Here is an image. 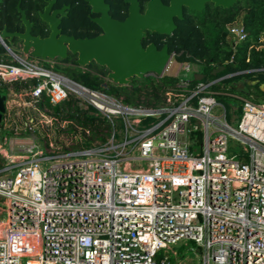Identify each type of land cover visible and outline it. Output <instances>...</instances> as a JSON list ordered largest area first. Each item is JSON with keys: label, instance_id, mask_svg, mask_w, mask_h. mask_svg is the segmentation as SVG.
Segmentation results:
<instances>
[{"label": "built area", "instance_id": "1", "mask_svg": "<svg viewBox=\"0 0 264 264\" xmlns=\"http://www.w3.org/2000/svg\"><path fill=\"white\" fill-rule=\"evenodd\" d=\"M228 27L234 44L247 35L239 18ZM8 51L1 78L36 77L30 97L52 104L75 93L111 130L68 151L31 140L19 161L4 160L0 264H264V102L235 94L242 112L232 104L228 117L211 88L222 77L204 80L198 61L176 60L175 100L129 105L46 64L54 59ZM188 240L198 261L174 247Z\"/></svg>", "mask_w": 264, "mask_h": 264}, {"label": "trees", "instance_id": "2", "mask_svg": "<svg viewBox=\"0 0 264 264\" xmlns=\"http://www.w3.org/2000/svg\"><path fill=\"white\" fill-rule=\"evenodd\" d=\"M19 0H0V29L7 26L9 30L23 31L25 25L21 13L17 8ZM48 0H21V6L26 9L27 16L33 24V33L45 36L49 33V24L44 21L40 11L45 8ZM72 2L73 8L68 16L63 17L61 27L69 34L83 35L79 31L82 24V14L79 9L82 0H60ZM236 18H241L247 35L236 44L233 43L229 23ZM21 40L15 36L13 47ZM171 52H175L178 61L199 62L204 80L216 79L211 88L216 92L218 99L227 104L231 111L232 100L235 94L245 95L254 101L264 102V0H244L233 8L209 11V16L199 19L198 22L184 24L180 32L170 44ZM12 61L8 49L0 40V62ZM56 70L63 72L70 78L81 82L94 89H101L120 97L129 105L145 104L159 107L171 100H175L179 92L181 77L173 73H164L161 76L146 75L144 78L132 77L127 84H117L107 79L106 66L92 61L86 66L76 62V55L70 53L66 59L46 61ZM224 67L215 72V68ZM257 80L252 83L249 81ZM36 77L22 79H3L0 77V91L3 94L11 89L15 92L29 90L37 83ZM199 78L194 76L190 82L195 85ZM106 82V84H104ZM39 108L51 109L53 124L58 132L66 129L77 131L81 142L76 145L86 146L98 141H104L110 134L111 123L95 105L87 103L75 93H70L61 102L52 104L47 98L35 101ZM239 115L242 106L236 110ZM232 117V112H231ZM154 116H146L152 120ZM120 119V118H119ZM202 130L193 131L192 147L202 140ZM0 157V167L4 163Z\"/></svg>", "mask_w": 264, "mask_h": 264}, {"label": "water", "instance_id": "3", "mask_svg": "<svg viewBox=\"0 0 264 264\" xmlns=\"http://www.w3.org/2000/svg\"><path fill=\"white\" fill-rule=\"evenodd\" d=\"M56 0H48L45 8L40 11L44 21L49 24V34L42 36L33 33L34 22L28 18L27 11L21 6V0L17 8L21 13V19L25 25L23 31H11L7 26L0 29V40L8 50L16 52L12 44L14 37L22 40V53L43 59H66L70 53L76 55V62L86 66L92 61L104 65L108 69L107 79L117 84H127L132 77L144 78L146 75L155 73L161 75L167 68L172 57V52L166 44L159 49L155 43L144 46L142 36L145 29L164 30L159 21L150 14L153 6H160L159 1L153 0L146 13H141L136 0H130V13L126 19H115L109 13L110 4L105 0H88L93 10L100 11L101 15L94 18L103 28V31L96 36H76L63 32L61 27L62 16L65 14V7L52 9ZM192 7L202 9L203 2L194 6L190 0H183ZM216 5L229 6L234 0H214ZM172 5L168 9H172ZM171 26L174 24H170ZM224 66L215 68L220 71ZM199 78L204 74L197 73ZM252 83L257 80L249 81ZM106 84V82L104 83ZM264 88V83L262 84ZM6 110V94L0 91V123Z\"/></svg>", "mask_w": 264, "mask_h": 264}, {"label": "rangeland", "instance_id": "4", "mask_svg": "<svg viewBox=\"0 0 264 264\" xmlns=\"http://www.w3.org/2000/svg\"><path fill=\"white\" fill-rule=\"evenodd\" d=\"M239 20L242 19L239 18ZM13 49L21 53L22 42L20 41ZM8 53L13 59L14 55L10 51ZM176 64V59H173L171 67L165 70V73H175L177 71ZM196 68L200 69V66ZM35 101L30 97L28 90L15 92L11 89L6 93V110L0 123V155L5 158V161L12 163L19 161L24 154L26 143L31 140L40 143L45 150L55 152L74 149L81 142L77 131L66 129L59 133L53 124L51 109L48 107L39 108ZM232 103L240 105L242 101L236 98L232 100ZM228 117H231L229 109ZM4 213V198L0 197V220L5 216ZM192 246H196L193 240L174 245L180 252V258L187 259L189 255L194 258V261H198L197 250L192 249Z\"/></svg>", "mask_w": 264, "mask_h": 264}, {"label": "flooded vegetation", "instance_id": "5", "mask_svg": "<svg viewBox=\"0 0 264 264\" xmlns=\"http://www.w3.org/2000/svg\"><path fill=\"white\" fill-rule=\"evenodd\" d=\"M110 4L109 13L115 19L124 20L130 13V0H105ZM160 6L151 8L150 14L153 18L159 21V25L164 29H169L170 31H159L153 29H145V34L142 36V43L147 46L151 43H155L159 49L163 48L164 45H168L170 49V44L172 38L180 32L181 27L191 22H198L199 19L206 18L209 16V11L222 10L233 8L236 4L242 3L244 0H234L229 6L216 5L214 0H205L203 2L202 9H197L192 7L190 4L184 2L183 0H157ZM139 4V10L141 13H146L148 8H150V3L153 0H136ZM191 4L194 6L199 5L200 0H190ZM48 3V1H47ZM173 6L172 9L168 7ZM65 7V14L62 16L66 17L69 15L70 10L73 8L72 2H60L56 0L53 4L52 9ZM82 14V24L80 25L79 31L83 32L81 37H92L100 34L103 31L102 26L94 19L101 15L100 11L93 10L92 5L88 0H82L79 7ZM62 23V22H61ZM174 24V25H170ZM63 29V28H62ZM50 32V31H49ZM64 32V31H63ZM49 34V33H48ZM76 35V34H74ZM77 36V35H76ZM21 40V39H20ZM22 42V40H21ZM171 51V50H170Z\"/></svg>", "mask_w": 264, "mask_h": 264}]
</instances>
